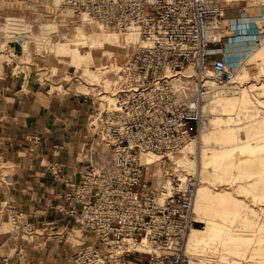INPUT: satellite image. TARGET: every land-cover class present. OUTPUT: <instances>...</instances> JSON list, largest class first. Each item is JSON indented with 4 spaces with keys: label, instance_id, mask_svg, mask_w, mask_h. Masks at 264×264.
Here are the masks:
<instances>
[{
    "label": "built area",
    "instance_id": "2783aa9c",
    "mask_svg": "<svg viewBox=\"0 0 264 264\" xmlns=\"http://www.w3.org/2000/svg\"><path fill=\"white\" fill-rule=\"evenodd\" d=\"M61 5L74 15L87 13L102 27L135 35L126 57L110 71L113 103L99 97L91 109L96 136L88 147L94 158L72 181L56 162L45 164L53 179L69 182L64 201L55 206L83 235L63 264H188L196 255L186 246L187 233L201 221L193 209L199 173L176 156L200 129L217 84L233 77L222 0H61ZM100 141L108 151L105 162L97 157ZM37 221L18 219L12 233L31 236ZM10 261V254L0 253V262Z\"/></svg>",
    "mask_w": 264,
    "mask_h": 264
},
{
    "label": "rangeland",
    "instance_id": "374dc122",
    "mask_svg": "<svg viewBox=\"0 0 264 264\" xmlns=\"http://www.w3.org/2000/svg\"><path fill=\"white\" fill-rule=\"evenodd\" d=\"M222 3L225 55L233 79L217 86L200 129L188 138L194 145L192 164L180 161L182 153L178 157L199 173L194 212L201 221L195 229L203 235L188 244L196 255L189 264H264V0ZM73 15L61 0H0V67L5 73L49 79L53 86L73 80L96 103L109 93L103 76L80 71L95 69L97 55L75 42L96 32L94 44L107 49L102 53L121 51L119 62L126 52L124 37L106 41L108 29L84 12ZM95 45L90 49H98ZM114 59L110 55L100 61ZM96 148L105 162V144L100 141Z\"/></svg>",
    "mask_w": 264,
    "mask_h": 264
},
{
    "label": "crops",
    "instance_id": "0c3cea01",
    "mask_svg": "<svg viewBox=\"0 0 264 264\" xmlns=\"http://www.w3.org/2000/svg\"><path fill=\"white\" fill-rule=\"evenodd\" d=\"M95 104L73 80L53 86L0 67V253L11 255L0 264H63L80 244L78 223L55 203L64 201L68 181L94 158L88 146L96 136L90 121ZM51 161L68 181L52 178L45 168ZM18 219H37L35 232L14 235Z\"/></svg>",
    "mask_w": 264,
    "mask_h": 264
},
{
    "label": "bare ground",
    "instance_id": "6f19581e",
    "mask_svg": "<svg viewBox=\"0 0 264 264\" xmlns=\"http://www.w3.org/2000/svg\"><path fill=\"white\" fill-rule=\"evenodd\" d=\"M66 7V6H65ZM68 9H70L69 7H67ZM71 10V9H70ZM85 13V12H84ZM74 14V13H73ZM87 14V13H86ZM88 15V14H87ZM74 16V15H73ZM72 16V17H73ZM94 21V20H93ZM95 22V21H94ZM97 22H95V24H96ZM98 24V23H97ZM99 25V24H98ZM101 26V25H100ZM102 27V26H101ZM103 28H105V27H103ZM105 29H108V28H105ZM109 30H112V31H109ZM118 34H121V35H123V37H124V41L122 42L124 45H125V56L123 55V57L125 58L126 57V55H127V53H128V51H129V47H130V45H131V42H133L134 40H135V35L132 33V32H130V31H126V32H123V33H120V32H118V31H116V30H113V29H108V31H106L105 33H104V38L106 39V41L108 40V41H112V42H116V39H117V35ZM125 39L128 41V42H126L125 41ZM98 41V39H97V37H96V32L95 33H93V34H90V35H88L86 38H84V39H81V40H76V42H75V44H76V47H83V49H88L87 51L91 54V55H97V56H95L94 57V64H95V69H93V70H90V71H88V70H83L82 71V69H81V73H83V74H85V73H89V72H95L96 73V75L98 76V78H100V76L102 75L103 76V80H102V82H104V85H105V87H106V89H109L110 88V84H111V80H112V77H111V75L110 74H108V71L110 72V71H112V70H115L117 67H118V65H119V62H121V61H117V59L116 58H121V56H122V52L121 51H117V50H115V52L113 53V52H106V53H102L103 51H105V50H107V49H104V48H98V46L100 45V44H97V45H95L94 43H96ZM126 42V43H125ZM93 45H95L94 47L95 48H98V49H93V48H91L90 49V47L91 46H93ZM113 46H114V44H112V45H110V47H112V49H113ZM61 48H62V46H61ZM93 51H95V53H93ZM102 53V54H101ZM103 54H107V55H105V56H102ZM110 55H115V59L113 60V63H108V62H106V63H103V62H101L100 60L102 59V58H109L110 57ZM109 64V65H108ZM84 68H86V66L84 67ZM108 76V77H107ZM232 79H233V77H232ZM231 79V80H232ZM99 82V81H98ZM226 83H228V81L226 82H222V83H220V84H217V86H219V85H223V84H226ZM216 86V87H217ZM104 87V86H103ZM105 89V88H104ZM104 98H105V103L107 104V105H111L112 103H113V101H114V99H115V95H113L111 92H109L108 94H106L105 96H104ZM192 137H190L189 139H191ZM189 139H187L186 141H188ZM184 142L183 143V145H182V147H181V149H180V151H179V153L177 154V156H176V158H177V160H178V157H179V154L180 153H182L181 154V156H180V161H182V162H185L188 166H190L191 164H192V161H193V156H191V152H193V150H194V145H193V143L191 142V141H188V142ZM148 157H151V155H148ZM179 162V161H178ZM183 165V164H182ZM183 166H185V165H183ZM186 167V166H185ZM187 168V167H186ZM199 186V185H198ZM198 186H197V190H198ZM197 190H196V193H197ZM206 195V194H205ZM195 197H196V195H195ZM199 201L200 202H202L203 201V196H202V192L200 193V195H199V198H198V204H199ZM194 202H195V200H194ZM193 209H194V205H193ZM195 228H197V226H193V227H191L190 229H189V231H188V233H187V237H186V246H187V248H188V244H192V243H194V244H196V243H198L200 240H201V237H202V233H203V231L202 230H200V229H195ZM194 229V230H193ZM193 230V231H192ZM192 231V232H191ZM191 262V261H190ZM189 264V263H188ZM194 264V263H193Z\"/></svg>",
    "mask_w": 264,
    "mask_h": 264
}]
</instances>
